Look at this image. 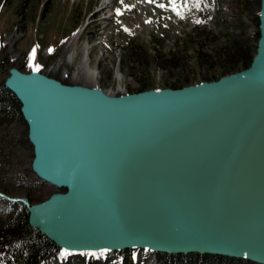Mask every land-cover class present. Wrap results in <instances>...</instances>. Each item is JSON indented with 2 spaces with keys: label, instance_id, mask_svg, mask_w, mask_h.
Instances as JSON below:
<instances>
[{
  "label": "water",
  "instance_id": "obj_1",
  "mask_svg": "<svg viewBox=\"0 0 264 264\" xmlns=\"http://www.w3.org/2000/svg\"><path fill=\"white\" fill-rule=\"evenodd\" d=\"M4 86L31 170L65 189L22 202L56 247L264 264V0L250 66L216 81L110 96L10 69Z\"/></svg>",
  "mask_w": 264,
  "mask_h": 264
},
{
  "label": "rangeland",
  "instance_id": "obj_2",
  "mask_svg": "<svg viewBox=\"0 0 264 264\" xmlns=\"http://www.w3.org/2000/svg\"><path fill=\"white\" fill-rule=\"evenodd\" d=\"M233 1L0 0L2 66L5 73L36 71L110 96L137 93L143 86L198 84L226 75L229 63L241 59L231 57L232 37L242 35L246 51H253L258 0H240L237 15ZM101 8L104 12L93 18ZM25 138L23 123L0 116V191L38 203L62 190L31 172L32 150ZM10 217L9 203L0 199L1 221ZM106 258V264H117L115 255ZM132 258L136 264H154L144 251L133 252ZM86 262L76 257L67 264Z\"/></svg>",
  "mask_w": 264,
  "mask_h": 264
},
{
  "label": "trees",
  "instance_id": "obj_3",
  "mask_svg": "<svg viewBox=\"0 0 264 264\" xmlns=\"http://www.w3.org/2000/svg\"><path fill=\"white\" fill-rule=\"evenodd\" d=\"M234 0L232 4L236 9L234 15L241 10L243 3ZM257 20V19H256ZM242 35L232 37L230 44L231 57H241L238 62L229 63L224 73L226 75L244 70L249 67L254 55L255 45L248 48ZM257 39V38H256ZM254 41V44L256 42ZM1 53V49H0ZM230 54V53H229ZM2 58V57H1ZM0 58V116L2 118L18 119L21 123L19 113V103L16 98L3 86V80L8 76L5 73L3 60ZM6 74V77H3ZM224 76V75H222ZM220 76L209 78L208 81H216ZM191 85L188 81L170 85L173 89ZM147 87H140V91ZM27 141V140H26ZM12 216L6 221L0 219V264H60L58 259V249L43 236L32 230L27 225L26 212L19 205H10ZM120 258V264H132L130 252L116 253ZM154 264H252L246 261L233 260L214 256H166L163 254H153Z\"/></svg>",
  "mask_w": 264,
  "mask_h": 264
},
{
  "label": "bare ground",
  "instance_id": "obj_4",
  "mask_svg": "<svg viewBox=\"0 0 264 264\" xmlns=\"http://www.w3.org/2000/svg\"><path fill=\"white\" fill-rule=\"evenodd\" d=\"M103 10H105V8H101V9H100L98 12H96L92 17L94 18V17L97 16L99 13H101ZM103 12H104V11H103ZM99 15H100V14H99ZM81 59L83 60L82 62L85 63V62H84V59H85V58H84V53L81 55ZM82 62H81V63H82ZM84 65H85V64H84ZM92 75H93V74H92ZM92 75H91V76H92Z\"/></svg>",
  "mask_w": 264,
  "mask_h": 264
},
{
  "label": "snow or ice",
  "instance_id": "obj_5",
  "mask_svg": "<svg viewBox=\"0 0 264 264\" xmlns=\"http://www.w3.org/2000/svg\"><path fill=\"white\" fill-rule=\"evenodd\" d=\"M34 54H35V53L33 52V56H34ZM34 70H37V71H38V70H39V67H38V66H35V67H34ZM63 254H64V255H69V253H67V252H65V253H63ZM91 255H95V254L93 253V254H91Z\"/></svg>",
  "mask_w": 264,
  "mask_h": 264
}]
</instances>
